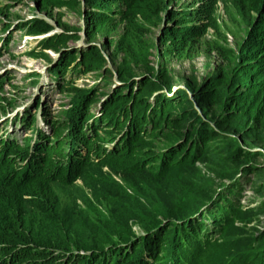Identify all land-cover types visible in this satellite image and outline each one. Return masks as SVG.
<instances>
[{
  "label": "trees",
  "instance_id": "trees-1",
  "mask_svg": "<svg viewBox=\"0 0 264 264\" xmlns=\"http://www.w3.org/2000/svg\"><path fill=\"white\" fill-rule=\"evenodd\" d=\"M173 1L34 0L40 11L83 8L81 49H64L79 39L65 24L43 47L58 51L62 74L69 67L98 80L63 86L75 102L60 118L43 119L49 135L0 133V264H264V226L236 237L226 228L246 209L264 213V199L238 204L234 177L264 172L255 160L264 162V0ZM218 1L243 25L241 39L225 27L234 47L216 22ZM157 26L165 56L186 57L213 34L206 44L218 63L189 94L171 90L166 70L150 64L147 33ZM97 33L111 46V66L90 41ZM26 116L19 122L31 128ZM205 156L228 180L214 198V184L194 165ZM157 185L167 198L147 202L141 190ZM254 190L264 193V183Z\"/></svg>",
  "mask_w": 264,
  "mask_h": 264
},
{
  "label": "rangeland",
  "instance_id": "rangeland-1",
  "mask_svg": "<svg viewBox=\"0 0 264 264\" xmlns=\"http://www.w3.org/2000/svg\"><path fill=\"white\" fill-rule=\"evenodd\" d=\"M182 1L175 0L173 4L179 6ZM81 8L54 5L40 11L35 7L34 0H0V77H2L1 94L4 97V105L0 108L1 135L17 138L34 137L36 130L38 133L49 135L48 126L43 119L60 118L61 114L64 115L65 111L75 102L73 91L71 89L66 91L63 86L83 89L95 86L98 79L92 72L79 75L70 71L68 67L62 74V71L58 70V51L43 47L44 39L59 34L63 30L62 24L70 27L71 31L75 29L74 31H77L79 36L76 41L66 42L64 49L75 52L86 44L87 39L83 31L84 21L80 14L83 8ZM214 15L221 32L226 37V44L234 47V36L227 33L225 27H229L241 39L243 25L239 23L238 18H235L231 4L229 2L222 4L218 1ZM32 25L36 27L30 28ZM120 27L121 25L118 24L109 37L115 38L120 33ZM45 28H47L46 31H44ZM158 31L159 26L151 27L147 33L155 45L151 48L150 64L154 67L161 66L166 70L173 85L171 90L181 88L189 94L190 87L195 86L218 63L214 53H209L206 44L213 38V34L209 29L204 34L203 42L197 50L186 57H181L175 54L162 55L160 46L154 40ZM102 40V34L97 33L90 41L97 46L104 57L106 66H111L110 61L114 58L111 55V46L105 49L101 44ZM71 58L69 56L68 60ZM114 60L118 61L119 58ZM26 115H31V118H34L35 124H32L31 128L26 127L23 121L22 124L19 122V119H24L27 117ZM212 160V157L205 156L194 165L203 173L204 177H208L206 180L208 183L214 184L210 192L211 198H214L217 190L223 191L222 185L228 180L223 175L217 176L213 171ZM255 160L259 165H264L261 158ZM234 177L237 178V186L241 189L238 196V204L241 207H253L264 199L263 192L255 193L254 190L255 186L263 185L264 172L250 171L237 174ZM113 178L121 186H124L118 177L113 176ZM141 192L147 202L152 201L154 204H159L161 200L167 198L166 189L162 185L143 188ZM207 204L208 202H202L199 209L204 208ZM131 224L133 229L138 230V226L134 222ZM263 226L264 213H261L258 218H254L246 209L236 215L226 228L232 237H236L242 234L255 235L263 229Z\"/></svg>",
  "mask_w": 264,
  "mask_h": 264
}]
</instances>
